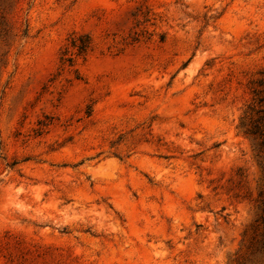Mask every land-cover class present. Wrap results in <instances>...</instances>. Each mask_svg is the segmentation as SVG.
Here are the masks:
<instances>
[{
  "label": "rangeland",
  "instance_id": "374dc122",
  "mask_svg": "<svg viewBox=\"0 0 264 264\" xmlns=\"http://www.w3.org/2000/svg\"><path fill=\"white\" fill-rule=\"evenodd\" d=\"M0 264H264V0H0Z\"/></svg>",
  "mask_w": 264,
  "mask_h": 264
}]
</instances>
